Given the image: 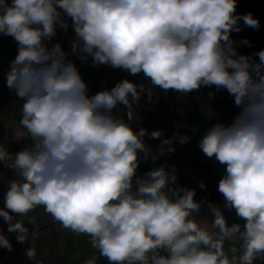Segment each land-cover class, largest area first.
Returning <instances> with one entry per match:
<instances>
[{
    "label": "clouds",
    "instance_id": "obj_1",
    "mask_svg": "<svg viewBox=\"0 0 264 264\" xmlns=\"http://www.w3.org/2000/svg\"><path fill=\"white\" fill-rule=\"evenodd\" d=\"M237 8V0H0V38L17 46L4 86L19 102V120L0 124V175L13 173L0 218L18 243L31 242L30 261L43 264L25 221L35 226L29 213L42 206L98 252L77 254L79 264H264V49L239 51L253 44L233 33L261 24ZM69 31L65 48L56 37ZM77 61L143 74L165 95L209 89L211 105L227 92L236 113L216 114L197 141L225 167L223 208L197 200L176 165L161 162L190 141L179 131L188 125L174 121L171 136L143 127L136 109L153 102L145 85L121 78L92 93ZM145 163L152 167L141 171ZM224 209L243 223H229ZM0 248L13 251L2 230Z\"/></svg>",
    "mask_w": 264,
    "mask_h": 264
},
{
    "label": "crops",
    "instance_id": "obj_2",
    "mask_svg": "<svg viewBox=\"0 0 264 264\" xmlns=\"http://www.w3.org/2000/svg\"><path fill=\"white\" fill-rule=\"evenodd\" d=\"M237 13L245 14L249 12H242L237 8ZM255 18H259L260 23H264V16L253 13ZM242 23V22H241ZM249 28H244L240 33H233V39L248 38L247 32ZM72 35L71 31L67 35L59 33L56 37L64 43L67 48V41ZM252 48L241 47L239 51L244 54H249L253 51L264 49L259 46L262 42L261 34L252 36ZM17 46L10 37L0 38V124L10 125V122L19 120V102H13L14 96L10 94L4 86L3 69H6L8 63L16 55ZM80 71L86 82L89 84L90 92L94 93L104 87H111L121 78H128L139 82V79L134 76H121L119 74L113 75L107 83L97 82L95 75L98 68H92L88 64H80L77 61ZM152 93L157 99V105L154 108H149L145 99H142L140 106L136 109L138 120H142V126L149 130L163 129L165 134L171 136L174 131H177L174 121H178L182 125L188 127H181L180 133H187L191 139L186 145L176 144V152L170 158L163 157L162 161H167L168 164H175L178 170L179 183L190 187L191 171L194 160L210 161L213 163L217 171L225 174V167L220 165L214 159L206 158L197 147V141L215 120H212L215 115L222 120H229L236 113L237 109L233 107L232 99L227 92L220 93L217 98L212 101V105L207 101L206 94L209 89H201L199 93H192L186 97H180L176 93L169 92L167 95L160 92L158 88H151ZM213 106V107H212ZM214 108V109H213ZM215 110V111H214ZM118 111L123 112L122 108ZM216 112V113H215ZM196 126L199 131H191V127ZM153 145L157 144V140L150 141ZM21 145L13 146V150H17ZM152 167L151 163L141 165V171L148 170ZM3 170H0L2 172ZM13 173L10 171L3 172L0 175V201L3 202V194L6 191V180L11 178ZM213 203L219 204L222 208L224 199L215 200ZM203 214V211H202ZM224 214L229 223L240 222L236 217L234 210L229 211L224 209ZM29 216L35 219V226L25 221V226L31 232L34 227L36 231V239L32 241L37 250V260L43 264H79V260H85L92 255H99L98 252L91 248L88 243V238L83 235H75L74 233L64 229L56 221L52 219L49 214L44 212L43 207H38L35 211L29 213ZM7 231V227H6ZM8 238L12 241L13 251H5L0 248V264H35L25 256V251L31 246V242L23 244L16 241L15 233H8ZM98 264H107V261L101 258Z\"/></svg>",
    "mask_w": 264,
    "mask_h": 264
},
{
    "label": "trees",
    "instance_id": "obj_3",
    "mask_svg": "<svg viewBox=\"0 0 264 264\" xmlns=\"http://www.w3.org/2000/svg\"><path fill=\"white\" fill-rule=\"evenodd\" d=\"M237 2H238V9H240L242 12H253L261 16H264V0H237ZM260 24L261 27L259 30H254L249 28L247 35L250 41L254 40L255 42V39H251V37L255 36L256 34H261L262 42H260L259 46L264 48V23H260ZM252 44L258 45L257 43H252ZM223 175L224 173L217 171V169L214 167L212 162L203 161V160H194L191 171L190 187L195 188L197 190L196 199L199 200L201 198H204L212 202L215 200L223 199L222 194H220L217 191L218 182ZM200 181H203L207 185L206 190H201L198 187ZM0 207H3L2 201H0ZM6 227L7 224L4 223L2 218H0V230H2L5 235H7ZM10 242L12 243V241ZM4 250L6 251V249Z\"/></svg>",
    "mask_w": 264,
    "mask_h": 264
},
{
    "label": "built area",
    "instance_id": "obj_4",
    "mask_svg": "<svg viewBox=\"0 0 264 264\" xmlns=\"http://www.w3.org/2000/svg\"><path fill=\"white\" fill-rule=\"evenodd\" d=\"M115 74H119L121 76H129L127 72L121 71L119 69H112L111 67H108V66H100V67H98V72L95 75V80L97 82L107 83L109 81V79ZM142 76H143V74H140V75L134 76V77L139 79L138 83H143L145 85V88L149 92V95L151 96L153 102H149L146 98H145V101L147 102V106L149 108H153L157 105V99L155 98V96L151 92L152 87L150 86V84L147 81L142 80Z\"/></svg>",
    "mask_w": 264,
    "mask_h": 264
}]
</instances>
